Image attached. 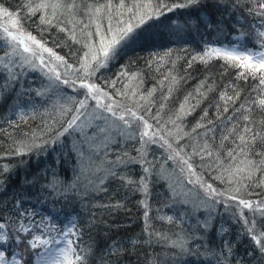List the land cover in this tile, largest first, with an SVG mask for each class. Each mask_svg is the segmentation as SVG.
<instances>
[{
    "label": "trees",
    "instance_id": "1",
    "mask_svg": "<svg viewBox=\"0 0 264 264\" xmlns=\"http://www.w3.org/2000/svg\"><path fill=\"white\" fill-rule=\"evenodd\" d=\"M180 4L186 6L173 7ZM261 4L0 0V13L14 16L25 34L74 69L86 59L90 67L76 69L80 78L110 92L140 86L147 94L140 114L153 130L176 120L186 133L177 148L188 160L176 155L169 162L173 176L186 186L180 166L190 164L215 193H196L208 205L199 210L180 201L160 171L171 167L162 150L125 132L94 150L98 138L90 129L68 127L64 105L71 99L62 87L59 103L51 95L40 100L37 73L23 50L4 46L0 31V60L11 58L0 65V224L7 232L1 253L36 264L45 241L71 229L80 257L73 264H264V70L252 73L240 60L207 55L238 37L243 48L263 49ZM127 25L132 38L93 75L103 58L101 40L118 38ZM239 180L241 197L232 195ZM230 195L251 207L229 203Z\"/></svg>",
    "mask_w": 264,
    "mask_h": 264
},
{
    "label": "rangeland",
    "instance_id": "2",
    "mask_svg": "<svg viewBox=\"0 0 264 264\" xmlns=\"http://www.w3.org/2000/svg\"><path fill=\"white\" fill-rule=\"evenodd\" d=\"M5 29H7V31H5ZM0 31L2 33L1 37L4 39V46L15 51V53H17L19 49L23 50L29 70L37 73V82L43 89L41 92H37V96L40 100L44 99L46 95H51L49 98H51L54 103H59L58 91L60 87H62L63 92L71 99V101L68 100L66 102L67 105H64V110L70 111L67 118L69 122L75 121L71 128L75 131L90 129L91 134H95L98 138L97 142H95V144L97 143L96 146L93 147L94 150H99L103 147L102 143L106 141L111 142L113 141V137L122 135L125 132L128 134V138L131 136L132 139L137 143L139 142V144L142 142L148 145H158L157 147L165 154V160L169 165V162L173 164V158H175L176 155H179V157H182L184 160H188V157L183 156V151L177 148V146H181L183 143L180 140L186 133L176 120L173 123H169V125L167 123V126L159 124L155 127V129L158 130H153L147 122L149 127L145 128V119H140V117H142L140 110L141 106L147 102V94L141 91L140 86H134L129 83L124 85L122 89L116 87L113 89V92H110L108 89H105V87L94 84L99 89V92L93 91L89 94L87 88L81 87L82 84H91L87 76L80 78L78 76L79 73L76 74V69H86V59L80 58L77 63L78 66L75 69L65 59L62 58L61 60H57V57H60L57 52L52 50L51 52L45 51L44 49L49 48L36 40L35 41L38 43H34L32 40L28 39L30 34L27 35L25 31V33L23 32L18 20L14 16L5 15L4 12L0 13ZM9 33H11V35H9ZM262 36L264 38V32ZM13 37L17 38L13 39ZM241 38L242 37H238V40H240L239 42L221 47L218 50L221 53L229 52L233 55H239L241 59H243L244 56H250L252 62L257 63L259 54L264 53V48L260 50L243 48V41ZM262 45L264 47V44ZM100 46L98 49H100ZM26 47L29 51H25ZM101 54L102 52H100V55ZM10 60L11 58L3 61L0 60V65L4 66L6 63H9ZM88 65H90V63ZM100 69V62L96 61V65L91 71L93 75H95ZM56 74L60 75V80L55 79ZM63 80H68L69 83L64 84L62 83ZM73 99H75V103ZM81 101L84 102L83 106H81ZM23 104H25V102L22 100V107L24 106ZM108 106H111V112L107 110ZM113 113H115V115H113ZM121 115L124 117V120L118 119ZM125 121H127V123H125ZM155 131L164 133H156ZM144 132H147L148 135L144 136ZM165 138H167L166 141L163 140ZM146 152L148 153L149 150ZM180 167L182 178L185 180V185L187 187L182 186L180 183L182 180H177V178L173 176L172 166L169 169L160 170L165 174V180H167L172 193L186 205L189 204L191 207L195 208L194 210L208 207L204 201L197 198L198 196H196V193L198 194L199 192L205 195L215 193H213L205 183H201L199 180L201 178L197 177L196 171H194L192 167L189 169L188 164ZM236 181L238 182V180ZM239 183L240 184H237V186L235 185L236 193L232 195L241 197L243 196L242 191L244 190L241 188L243 184L241 180H239ZM234 184H236V182ZM207 189H209V192H207ZM230 197L229 203L242 205L240 199L235 200L231 195ZM245 202L247 201L245 200ZM239 207L242 208L241 206ZM253 207L256 209L255 211H259L257 209L258 205H253ZM247 208L248 207L243 206V210ZM6 235L7 232H5V226L3 225V227H0V240L3 241ZM74 240V232L71 229H66L64 234L60 236L56 242L52 244L45 243V249H41L40 256L35 258L36 264H69V262L73 264L77 257L73 248ZM41 244H44V241H41ZM31 248L32 247H30V249ZM0 264L23 263L17 255L9 259L3 255V258L0 259Z\"/></svg>",
    "mask_w": 264,
    "mask_h": 264
},
{
    "label": "snow or ice",
    "instance_id": "3",
    "mask_svg": "<svg viewBox=\"0 0 264 264\" xmlns=\"http://www.w3.org/2000/svg\"><path fill=\"white\" fill-rule=\"evenodd\" d=\"M189 2L190 3L196 2V0H189ZM123 6L124 5L121 4V7H123ZM185 6L186 5H183V4L173 5V7H185ZM40 7H47V5L42 4V5H40ZM133 7H136V5H134ZM261 7H264V4H261ZM169 10H171V9H169ZM5 15H8V13L6 11H5ZM147 18L150 19L151 16H149ZM144 22H145L144 17H140L139 24H143ZM139 24L136 25V27H139ZM5 31H7V29H5ZM133 32H134L133 25H127L125 28L120 30V34H119L118 38L117 37H113L112 40L110 42H108L107 44H104V40L103 39L101 40V45H102L101 52H102V55H103V60L100 61V66H103L104 63L108 59H111V58H113L116 55L117 47L122 42L132 38ZM9 35H11V33H9ZM16 38L17 37H13V39H16ZM28 39L32 40L34 43H38V42L35 41V39L33 37L29 36ZM44 50L48 51V52H51L50 49H44ZM25 51H29V49L26 47ZM210 54H215V55H218V56L219 55H223L226 59H229V60H240L241 61L240 66L251 70L252 73H255V72L259 71V70H264V53L259 54L257 63H253L252 62V58L250 56H244L243 59H241V57L239 55H233L232 53H229V52L221 53L218 49L210 50V53H208L207 55H210ZM61 59H62L61 57H57V60H61ZM93 59L96 60L98 58L96 56H93ZM87 67H90V65H88L87 61H86L85 68L87 69ZM55 79L56 80H60V75L56 74ZM62 83L68 84L69 81L68 80H63ZM261 84H264V79L261 80ZM81 87L87 88L89 94L92 93L93 91L99 92V89L94 84H82ZM228 99H232V98L229 97ZM80 103H81V106H83L84 102L81 101ZM259 103L261 105H264V100H261ZM107 110L109 112H111L112 111L111 106H108ZM113 115H115V113H113ZM118 119L124 120V117L121 115V116L118 117ZM140 119L142 120L143 117H140ZM245 119H247V117H245ZM74 122L75 121L73 120L71 123H69L68 127L71 128L72 124ZM125 123H127V121H125ZM144 126H145V128L149 127V125L147 124L146 121L144 122ZM65 131H67V129H65ZM245 131L251 132L252 129L246 128ZM143 135L147 136L148 133L144 132ZM253 139H255V136H253ZM240 140H241L242 143H245V140H244L243 136L240 137ZM185 163H187V161H185ZM188 167H189V169H191V165L190 164H188ZM240 203L243 204L245 207H251V205L249 203L245 202V201H240ZM0 227H3V225H0ZM252 239L255 240L257 244H262V241L258 237L253 236ZM29 243L31 244V246L33 248H35L37 246L35 243H32L31 241ZM45 243H46V241H45ZM262 250H264V248H262ZM2 258H3V253H0V259H2ZM79 259H80V257H77V260H79ZM69 264H71V262H69Z\"/></svg>",
    "mask_w": 264,
    "mask_h": 264
}]
</instances>
